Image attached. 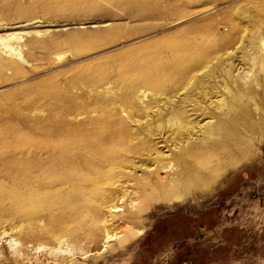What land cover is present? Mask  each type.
<instances>
[{"label":"bare ground","instance_id":"1","mask_svg":"<svg viewBox=\"0 0 264 264\" xmlns=\"http://www.w3.org/2000/svg\"><path fill=\"white\" fill-rule=\"evenodd\" d=\"M38 1L44 0L26 5L0 0V27L23 17L24 22L33 20ZM143 1L127 4L144 11L148 5ZM46 2L44 11L50 7ZM231 27L230 36L218 37L217 49L238 45L233 50L240 55L226 62L222 56L200 64L207 47L191 44L178 49L174 72L155 50L133 55L112 70L86 69L76 77L77 87L112 84L104 88L113 94L110 98L75 94L73 87L53 81L0 95V110L12 115V122L0 124V216L13 213L18 222L15 234L10 233L11 247L26 249L32 243L36 251L48 249L56 259L87 254L111 239L122 246L140 232L147 203L156 193L167 204L186 200L192 184L208 179L207 159L217 157L211 165L222 166L229 157L238 159L243 146L264 139V2L255 10L243 8ZM1 32L0 83L26 76L22 53L30 62L50 60L61 44L45 32L42 37L38 31L30 37ZM24 36V43L15 41ZM40 53L44 56L39 59ZM174 74L189 80L186 90L159 96V83ZM50 105L61 111L22 116L25 109ZM76 112L88 117L69 118ZM22 117L28 121L27 132L15 126ZM120 208L128 213L114 214ZM3 234L9 233L5 229Z\"/></svg>","mask_w":264,"mask_h":264},{"label":"rangeland","instance_id":"2","mask_svg":"<svg viewBox=\"0 0 264 264\" xmlns=\"http://www.w3.org/2000/svg\"><path fill=\"white\" fill-rule=\"evenodd\" d=\"M21 1L26 5L31 0ZM145 1L142 3L148 6L144 11L139 5L127 4L128 0L38 1L35 4L39 13L32 15L33 20L24 22L26 17L12 20L14 24L0 27V32L3 34L9 30L10 34L23 33L29 37L38 32L42 37L45 32L55 35L61 44L50 60L40 59L44 56L40 53V60L30 62L22 53L26 76L0 83V95L33 83L53 81L63 88L73 87L75 94L94 98L100 93L110 98L113 94L104 90L113 87L112 84H106L105 89L102 85L88 88L90 84L77 87L76 77L86 69L94 71L106 67L112 70L117 63L155 50H159L165 66L174 72L178 49L191 44L207 47L201 52L200 64L222 56V61L226 62L240 55L233 50L238 45L220 44L221 48L217 49L218 37L231 35V21L243 8L255 10V6L264 2ZM44 2L50 4L45 11L42 10ZM25 39L26 36L15 41L24 43ZM228 52L234 53L228 55ZM112 78L113 73L107 79ZM159 84V96L165 97L183 93L189 80L174 74ZM149 98L146 95L145 101ZM60 111V107L50 105L25 109L22 116L34 118ZM87 117V114L78 112L69 116L80 120ZM10 121L12 115L0 110V124L8 125ZM14 123L21 131L29 130L24 117ZM216 160L217 157H212L205 161L204 171L208 179L192 184L186 200L167 204L162 194L156 193L147 203L140 232L133 234L122 246L111 239L104 247L91 245L93 250L87 254H61L63 257L55 259L48 249L36 251L32 243L26 249L21 244L11 247L10 233L15 234L13 230L18 225L16 216L13 213L0 216V231L6 229L9 233L0 237V264H264V139L243 146L238 159L229 157L224 165L213 167L211 161ZM118 210L121 211L115 210L114 214L122 213L124 208ZM124 211L128 213L126 209ZM15 247L21 249L20 254L12 249Z\"/></svg>","mask_w":264,"mask_h":264}]
</instances>
